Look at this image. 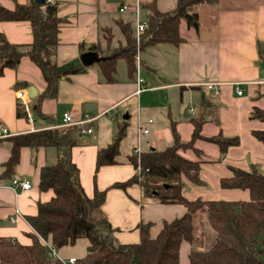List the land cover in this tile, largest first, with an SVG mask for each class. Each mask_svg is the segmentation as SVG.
Masks as SVG:
<instances>
[{
  "label": "crops",
  "instance_id": "obj_1",
  "mask_svg": "<svg viewBox=\"0 0 264 264\" xmlns=\"http://www.w3.org/2000/svg\"><path fill=\"white\" fill-rule=\"evenodd\" d=\"M28 1L0 0V4L12 9L17 3ZM149 1L47 0L59 3V15L64 19L59 32L57 64L83 67L59 80L56 97L41 101V111L51 116L49 118L35 110L37 98L46 87L39 66L24 56L16 69L6 68L0 75V138L56 127L77 129L78 144L72 148V159L80 170L85 192L92 196L95 182L99 189H105L136 173L127 160L135 149L140 152L164 149L173 143L170 116L177 122L182 139V129L186 126L191 137L190 118L197 113L198 103L211 97L219 123L208 120L203 134L211 136L221 131L225 137L238 136L239 144L230 146L225 157L219 159L216 144L198 140L196 146L203 151L204 159L200 177L205 185L184 178L183 193L189 199L247 200L250 198L248 190L223 188L220 179L232 174L230 166L245 170L257 167L264 173V143L253 134L254 130H264V121L251 116L255 108L264 109V0H218L214 5L201 4L198 28L189 26L186 21L181 24L184 38L181 45L160 43L142 51L141 87L137 83V72L129 76L124 59L118 61L116 82L106 81L97 62L82 64L80 55L89 49L81 50L79 43L84 42L87 47L97 43L99 51H93L105 57L111 55L112 49L126 45L119 23L129 25L134 32L136 4H139V19L147 21L149 10L144 3ZM125 4L129 8L121 11ZM157 4L163 11H173L177 0H158ZM0 32L13 43L33 40L28 20L0 21ZM107 32L112 36L110 46ZM207 83H213L214 87L209 88ZM29 86L36 89L34 97L28 95ZM237 88L242 90L241 94ZM20 93L27 102L28 119L17 116ZM66 112L74 121H85L68 124L63 119ZM123 125H126V134L119 143V163L102 166L95 181L97 152L113 142L118 127ZM144 127L149 129L148 133L142 132ZM88 128H92L91 133L86 131ZM214 145L217 149L211 153ZM10 154V145L0 144V236L29 244L34 230L27 217L36 215L38 203L54 195L52 190L39 189L40 170L55 160L57 152L54 147L36 150L24 147L14 177L28 180L32 186L18 191L11 187L12 178L1 177L2 165ZM207 209L203 207L194 216L195 239L182 242L180 264H190V251L202 250L210 242L205 234L211 230ZM103 211L118 229L116 239L121 243H135L141 239V223H151L150 235L155 237L164 221L182 216L186 207L145 197L141 187L133 184L127 190L110 188ZM12 218L16 221L12 222ZM88 244V240L82 238L74 245L58 249V253L67 259L82 258Z\"/></svg>",
  "mask_w": 264,
  "mask_h": 264
},
{
  "label": "trees",
  "instance_id": "obj_2",
  "mask_svg": "<svg viewBox=\"0 0 264 264\" xmlns=\"http://www.w3.org/2000/svg\"><path fill=\"white\" fill-rule=\"evenodd\" d=\"M158 0L144 3L149 10L147 27L140 37V49L148 46L169 43L179 46L184 42L181 23L198 28L199 7L201 4H217L218 0H177L173 11H163ZM59 3L35 0L17 3L12 9L0 4V21L28 20L31 24L33 40L30 43L10 42L0 32V75L6 68L16 69L24 56H28L42 71L46 82L45 90L38 96L35 110L40 116V105L44 98L58 95V83L62 77L79 72L83 66L58 65L56 61L59 45V32L64 21L59 15ZM193 16L188 21L186 14ZM127 41L122 52L106 56L97 62L107 82L117 81V64L124 59L127 71L133 77L137 71L136 53L138 47L132 29L119 23ZM135 32V31H134ZM81 50H97V43L88 47L79 43ZM216 106L211 97L197 105V113L190 118L193 131L189 140H183L177 122L170 116L173 143L164 149H150L139 154H129L127 160L136 170L131 177L116 181L105 189H99L95 182L92 196H88L81 183L80 170L72 159V148L78 144L77 129L61 127L19 133L0 138V144H9L11 154L3 163L1 177L13 178L24 147L36 150L41 147H54L55 160L40 170L39 189L52 190L50 200L38 203L36 215L28 216L34 233L32 242L25 244L19 240L0 236V264H64L58 257H52L42 242H50L57 250L74 245L79 239H87V253L76 258L74 264H180V247L183 241L193 242L194 216L208 206L207 220L214 231L213 240L207 250L192 249L190 264H264V173L257 167L245 170L230 166L231 175L220 179L223 188H238L249 191L247 200H203L189 199L183 193L184 178L205 185L200 177L203 151L196 142L203 139L216 144L220 158L225 157L230 146L239 144V137H225L220 131L211 136L203 134V126L213 116L219 123ZM17 116L28 119L29 111L21 98L17 103ZM252 117L264 121V110L255 108ZM126 134V125L119 126L113 142L97 152L95 181L99 169L104 165L119 163V143ZM253 134L264 143V130H254ZM192 150L196 157L182 152ZM141 176L142 178H140ZM138 184L145 197L159 199L160 202L183 204L186 212L171 221L166 220L155 237L150 235L151 223H141V239L135 243H121L115 237L118 230L103 211L107 192L110 188L127 190Z\"/></svg>",
  "mask_w": 264,
  "mask_h": 264
},
{
  "label": "built area",
  "instance_id": "obj_3",
  "mask_svg": "<svg viewBox=\"0 0 264 264\" xmlns=\"http://www.w3.org/2000/svg\"><path fill=\"white\" fill-rule=\"evenodd\" d=\"M128 8H129L128 5L125 4V5H123L121 7V11L126 10ZM135 9H136V12H137V15H136V21H137V23H136V29H135V37H137V36L139 37V40L138 41H139V44H140V37H141L142 33L144 32V30L147 27V22L146 21H142V20L139 19V16H138L139 4H136ZM138 47H140V45H138ZM139 60H140L139 59V56H137V71H136L137 72V74H136L137 75V83L141 87L142 84H143L142 83L143 82V79L140 77V74H139V68H140ZM207 85H208L209 88H213L214 87L213 83H207ZM237 92L239 94H241L242 93V90L239 89V88H237ZM216 94H218L217 91H216ZM23 96L24 95L22 93H20V97L19 98H21L22 100H24ZM23 102L27 106V102L25 100ZM63 119H64V122H66L68 124H71V123H81V122H84L85 121V120H81V119L79 121H74L73 117L68 112H66V113L63 114ZM86 131H88L89 133H91L92 132V128H88ZM4 132H6V129H4ZM142 132L143 133H148L149 132V129L146 128V127H144V128H142ZM138 153H140V151L138 149H135L134 154H138ZM31 186H32L31 185V182L28 181V180H20V178H17V177L12 178L11 187H13L17 191H18L19 188L24 189V190L25 189H30ZM11 220H12V222H15L16 221V218H12ZM42 242L47 246V248L49 249V254L52 257H58V258H60V260L63 261L64 264H74L75 263L76 257H70L68 259L67 258H64L63 256H61L58 253V250L50 242H48L46 240H42Z\"/></svg>",
  "mask_w": 264,
  "mask_h": 264
},
{
  "label": "rangeland",
  "instance_id": "obj_4",
  "mask_svg": "<svg viewBox=\"0 0 264 264\" xmlns=\"http://www.w3.org/2000/svg\"><path fill=\"white\" fill-rule=\"evenodd\" d=\"M185 21V20H184ZM183 21V22H184ZM182 22V23H183ZM187 22V21H186ZM181 23V24H182ZM188 23V22H187ZM189 25V24H188ZM108 33V35H107V44H108V46H110L111 45V41H112V36H111V32H107ZM137 36V35H136ZM133 37H135V32H133ZM139 37L137 36L136 37V44H137V47H138V45H140L139 44ZM127 48V41H126V45L125 46H119V47H117V48H114V49H112V53H110V54H114V53H118V52H122L123 50H125ZM141 53H142V50L140 49V47H138V51H137V53H136V61H137V56H139V59H140V56H141ZM141 60V59H140ZM140 60H139V63H140ZM259 109H261V108H259ZM261 110H264V109H261ZM210 118V121H214L213 120V116H211V114H209L208 115ZM43 130V129H42ZM205 132H207V133H209V129L208 128H205ZM212 132V131H211ZM190 131H189V127L188 126H186V128H183L182 129V135H183V140H188V139H190ZM200 140V139H199ZM203 140V139H202ZM206 141V140H205ZM207 142H209V141H207ZM211 143V142H210ZM196 144H197V142H196ZM209 145H213V143L212 144H209ZM197 147V146H196ZM211 147H213V148H211V153H213V151H215V149H217V146H211ZM198 148V147H197ZM200 149V148H199ZM212 149H214V150H212ZM141 153V152H140ZM139 154V153H138ZM182 154H184V155H189V154H191V156H193V158H195L196 157V154L195 153H193L192 152V150H185V152L183 151L182 152ZM137 155V154H136ZM203 157V156H202ZM204 157H205V155H204ZM206 158V157H205ZM208 161V160H207ZM138 170L137 171H139L140 172V169H141V166L139 165L138 166V168H137ZM231 170V169H230ZM232 172V171H231ZM140 178H142L141 176H139ZM205 207H207L208 208V206H205ZM207 211H208V209H207ZM210 229L211 230H207V231H205V234L208 236V238L210 239V242L213 240V236H214V231L212 230V228L210 227ZM210 242H209V244H210ZM209 244H208V246H209ZM203 247L202 248V250L203 249H206V248H209V247ZM62 256V255H61ZM184 262H182V264H183Z\"/></svg>",
  "mask_w": 264,
  "mask_h": 264
},
{
  "label": "water",
  "instance_id": "obj_5",
  "mask_svg": "<svg viewBox=\"0 0 264 264\" xmlns=\"http://www.w3.org/2000/svg\"><path fill=\"white\" fill-rule=\"evenodd\" d=\"M39 4H44L47 0H35ZM188 21H191L193 16L189 13L186 14ZM106 58L105 56L99 55L97 51L89 50L80 55V60L84 66L90 65L95 62H99ZM27 92L29 97H34L36 95V89L34 86L27 87ZM188 115V113H186Z\"/></svg>",
  "mask_w": 264,
  "mask_h": 264
}]
</instances>
